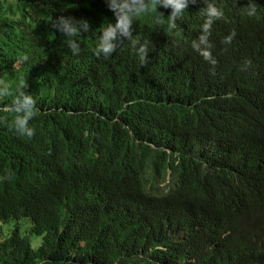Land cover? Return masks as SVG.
I'll return each instance as SVG.
<instances>
[{
    "label": "trees",
    "instance_id": "trees-1",
    "mask_svg": "<svg viewBox=\"0 0 264 264\" xmlns=\"http://www.w3.org/2000/svg\"><path fill=\"white\" fill-rule=\"evenodd\" d=\"M212 2L215 65L191 47L204 0L133 22L144 63L127 38L96 55L105 0H0V264H264V0ZM60 15L89 22L77 55Z\"/></svg>",
    "mask_w": 264,
    "mask_h": 264
},
{
    "label": "clouds",
    "instance_id": "clouds-1",
    "mask_svg": "<svg viewBox=\"0 0 264 264\" xmlns=\"http://www.w3.org/2000/svg\"><path fill=\"white\" fill-rule=\"evenodd\" d=\"M105 2L109 10L114 13L116 23L103 25L95 51L97 56L102 53L104 57H108L124 42L121 38H127V41H130L134 47L140 43L141 37L139 34L136 36L132 35V25L138 17L160 8H170L171 13L167 19L170 27H175L176 20L183 15L189 3L194 4L197 0H105ZM204 4L206 7L201 8L199 11L205 17V20L201 25V32L198 38L191 41V47L204 60L215 65L216 60L212 56V44L209 40L210 29L214 20L219 19L223 15V11L212 0H204ZM242 8L245 9L246 15L249 17L257 14L255 0H247V5ZM163 17V14L160 13L157 21L159 22ZM50 19L52 21L51 27L66 37L64 46L66 45L73 55H77L81 47L78 38L82 37V33L89 31V22L86 19H76L64 15H60L55 19L51 17ZM234 36L235 31H232L224 37L223 43H231ZM136 51L139 54L140 62L144 63L148 52V42L145 41L144 44H141L138 48L136 47ZM24 86H26L25 82L21 80L16 91L19 95L15 94L13 97L12 108L16 113L14 126L18 134L31 137L34 134V129L29 126V121L35 114V101L33 97L20 91ZM8 94L9 84L6 83L0 95Z\"/></svg>",
    "mask_w": 264,
    "mask_h": 264
},
{
    "label": "rangeland",
    "instance_id": "rangeland-1",
    "mask_svg": "<svg viewBox=\"0 0 264 264\" xmlns=\"http://www.w3.org/2000/svg\"><path fill=\"white\" fill-rule=\"evenodd\" d=\"M40 238H38V237H36L35 239H34V244H35V246H37L39 243H40Z\"/></svg>",
    "mask_w": 264,
    "mask_h": 264
}]
</instances>
